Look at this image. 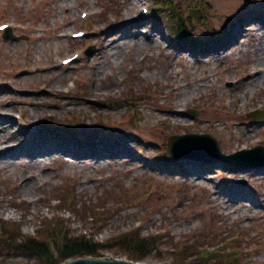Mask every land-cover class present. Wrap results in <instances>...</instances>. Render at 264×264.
<instances>
[{
    "label": "rangeland",
    "instance_id": "1",
    "mask_svg": "<svg viewBox=\"0 0 264 264\" xmlns=\"http://www.w3.org/2000/svg\"><path fill=\"white\" fill-rule=\"evenodd\" d=\"M153 1L0 0V22L9 23L16 37L5 41L0 32V111L10 115L17 128L24 125L22 115L27 112L32 118L47 111L64 119L77 111L85 116L86 127L76 139L63 138L110 146L126 139L131 148L123 151L128 160L113 162L108 158L99 167L89 161L72 163L74 155L67 157V162L55 155L47 163L51 176L37 183L36 200L32 194L10 190L0 169V223L13 222L29 234L58 224L74 235L90 232L100 242L141 225L142 234L159 233L163 239L159 251L145 259L146 264H183L176 250L183 242L188 264L201 249L230 246L233 248L227 252L234 246L241 250L233 255L237 259L220 264H264L261 169L242 168L233 162L192 164L191 159L163 165L150 159L160 151L167 153L171 136L189 132L212 134L226 154L264 145V120L254 123L248 118L251 111L264 109V81L255 83L264 70L263 31L248 22L255 15L264 17V0H239L238 8H226L225 0H202L201 19H188V10L196 0H172L185 8L178 12L186 16L192 30L189 36L201 39L197 41L203 47L200 52L189 50V46L178 49L182 43L177 42L179 36L172 29L174 22L167 7L163 4V9H155ZM144 7L150 9L146 14L141 13ZM240 19L246 27H241L239 40L218 47L207 39L221 35L215 30L226 31L219 39L228 35ZM123 28L129 33L117 44L115 35ZM80 29L88 35L73 38L71 34ZM104 29L111 47L104 48ZM151 31L160 42L152 39V43L139 45L136 35ZM129 39L132 41L126 42ZM90 46L95 50L86 54ZM76 53V61L63 63ZM200 78L204 82L196 88ZM187 82L193 85L192 93L187 100L178 101V91ZM60 86L77 95L91 91V96L87 100L64 96L57 100L58 106L45 108L33 103L35 99L53 100L48 97L49 88ZM103 97L110 104L121 100L125 105L107 111ZM177 107L181 109L179 118L171 111ZM190 110L197 111L196 116ZM100 111L104 115L96 116ZM107 112H111L109 117ZM123 119L130 123L120 127L114 122ZM176 119L188 122L183 125ZM35 120L28 130L45 132L31 125ZM98 120H108L111 127L96 125ZM143 140H150L151 146ZM190 164L196 166V173L189 171ZM21 168L22 163L12 169ZM239 180L246 184L239 185ZM103 256L125 258L116 246L104 250L99 257ZM0 264L42 263L0 255Z\"/></svg>",
    "mask_w": 264,
    "mask_h": 264
},
{
    "label": "bare ground",
    "instance_id": "2",
    "mask_svg": "<svg viewBox=\"0 0 264 264\" xmlns=\"http://www.w3.org/2000/svg\"><path fill=\"white\" fill-rule=\"evenodd\" d=\"M133 3H137L138 0H131ZM239 0H225V4L228 6L226 8H238L240 7L239 5ZM241 3V2H240ZM251 19L248 20V22H251V27H257L258 30L263 31L262 34L260 35L261 37V42L262 38H264V17L260 15H255L253 17H250ZM256 18V19H254ZM242 19L239 20V23L235 27V30L232 29V31L224 36L223 38L217 40V41H212L216 42L215 45L218 47L220 46H226L230 40L238 39L240 36H242L241 27H246L245 24L241 26ZM127 26V25H126ZM137 26V25H135ZM102 35L105 39V47H111L112 46V41L109 40L107 36H104L106 33V30H103ZM129 33V30H126L123 28V30H118L116 33L115 37L117 44H119L122 40H124V37L127 36ZM137 40L139 45H142L146 42L152 43V39H154V42L158 44L160 42V39L156 38L154 35V32H150L147 35L140 36L136 35ZM231 37L230 39L226 40L227 38ZM132 41V39L127 40ZM153 42V43H154ZM210 46V45H208ZM178 49H183L184 47H187V44H180L177 46ZM190 50L194 51H199L203 47L198 46V47H187ZM264 49V46L262 47ZM167 52L171 53L170 49H167ZM200 52V51H199ZM257 70L253 73H256ZM178 78V77H176ZM173 81V80H172ZM264 81V70L262 72H259L256 76L255 83H261ZM204 82V79L200 78L199 81L195 83L196 88H199L200 84ZM179 84V82H176V84ZM187 86L181 88L178 91V96L176 99L178 101L181 100H187L192 91V84L190 82L186 83ZM64 86H60L57 88H49V98H52L53 100H42V99H35L33 100V103L36 106H40L42 108L45 107H51V106H58L59 102L57 101L61 97H73L74 99H89L87 96H91V91L90 92H84V94L77 95V94H72L70 89H62ZM179 87V85H178ZM111 97V96H109ZM108 97V98H109ZM106 99V97H103ZM102 99L101 101H103ZM56 100V101H54ZM134 103V102H130ZM68 104V103H67ZM106 104V103H105ZM123 104L125 103L121 100L116 101V103L113 106H110L107 104V111H112L110 109L114 108H119L122 107ZM139 111V109H137ZM180 108L177 107L175 109H172L171 111L174 112L177 118H179L181 112ZM157 111L160 112V108H157ZM72 112V113H71ZM70 113L73 115L75 119H78L80 121H87L85 116H81V114L77 111H71ZM107 115L105 116H110L111 112H107ZM104 114L100 111L97 112L96 116L102 117ZM39 118H50L52 120L62 122V123H69L70 118L67 116L64 119L59 118L56 114L51 113V112H42L39 113V115L35 118H32L29 115V112L25 113L22 115V122L23 126L20 128H17L14 126L15 120L10 116V115H4L2 111H0V169L3 170V173L1 176L5 181L10 184V190L12 191H24L23 195L27 194H32L33 198L32 200L37 199V195L39 194L40 186L37 185L38 182L47 180L50 176L51 173L49 172V166L47 163H49L55 155H58L61 159H64L66 161L67 157H73V155L76 157L72 163H78L80 161L81 163L89 161L91 163V166L98 164V167L102 165L103 162L107 161L108 158H111L113 162H118L121 159L128 160L126 154L123 153L124 149H127L128 151L131 150L129 147L130 141H123L121 140L119 143H113L112 146L109 144H104V145H96L94 142H78V141H70V140H62L58 139L55 137H52L50 135H47L45 132L41 131H30L28 130L27 124L34 120V119H39ZM178 123H187V120H179ZM99 121V120H98ZM159 122L161 120H158ZM107 123H110L108 120L106 121ZM116 122V120H114ZM213 125L214 123L211 122ZM118 126L121 127V124H117ZM28 134L26 135V133ZM126 142V143H125ZM67 162V161H66ZM190 162V161H188ZM194 161H191L193 164ZM22 163V168L20 171H15L12 168L14 167L16 169V165ZM72 163H68V165H72ZM187 163V162H186ZM190 164L189 166V171L191 173H196V166ZM182 173L187 174L188 172L186 170H182ZM261 172L264 173V169L260 170ZM179 172V171H178ZM12 175H19L20 179L17 177L12 180ZM201 174V173H199ZM22 195V198L26 200V198ZM19 196V195H18ZM20 197V196H19Z\"/></svg>",
    "mask_w": 264,
    "mask_h": 264
},
{
    "label": "trees",
    "instance_id": "3",
    "mask_svg": "<svg viewBox=\"0 0 264 264\" xmlns=\"http://www.w3.org/2000/svg\"><path fill=\"white\" fill-rule=\"evenodd\" d=\"M0 225V255L23 256L28 260H36L43 264H59L69 258L82 256H100L107 248L117 246L132 260H143L157 250L159 239L157 236L145 238L139 231L119 235L112 239V243L98 242L87 235H72L69 231L62 234L49 232L47 235L30 236L15 234V231ZM187 255L181 256V261ZM202 258L198 264H220L222 260H229L222 256L211 259Z\"/></svg>",
    "mask_w": 264,
    "mask_h": 264
},
{
    "label": "water",
    "instance_id": "4",
    "mask_svg": "<svg viewBox=\"0 0 264 264\" xmlns=\"http://www.w3.org/2000/svg\"><path fill=\"white\" fill-rule=\"evenodd\" d=\"M249 1V0H247ZM194 16L199 15L194 12ZM5 38H9L8 35ZM170 153L173 157H210L212 159L233 160L241 164L264 166V147H258L240 156L221 153L217 140L209 134H188L173 136L169 142ZM63 264H142L113 257L93 258L79 257L65 261Z\"/></svg>",
    "mask_w": 264,
    "mask_h": 264
},
{
    "label": "clouds",
    "instance_id": "5",
    "mask_svg": "<svg viewBox=\"0 0 264 264\" xmlns=\"http://www.w3.org/2000/svg\"><path fill=\"white\" fill-rule=\"evenodd\" d=\"M7 218V217H6Z\"/></svg>",
    "mask_w": 264,
    "mask_h": 264
}]
</instances>
